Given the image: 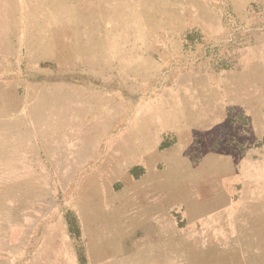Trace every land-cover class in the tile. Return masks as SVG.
<instances>
[{
    "label": "rangeland",
    "instance_id": "obj_1",
    "mask_svg": "<svg viewBox=\"0 0 264 264\" xmlns=\"http://www.w3.org/2000/svg\"><path fill=\"white\" fill-rule=\"evenodd\" d=\"M102 244L264 264V0H0V264Z\"/></svg>",
    "mask_w": 264,
    "mask_h": 264
},
{
    "label": "crops",
    "instance_id": "obj_2",
    "mask_svg": "<svg viewBox=\"0 0 264 264\" xmlns=\"http://www.w3.org/2000/svg\"><path fill=\"white\" fill-rule=\"evenodd\" d=\"M157 216H153L151 219L148 220L149 223L153 224L157 228V232L162 235H166L168 233H173V234H179L181 232L180 225H178L176 218L174 215H172L169 211L167 210H161L157 213H155ZM222 220L220 223L222 224ZM117 243V238L114 237L113 239ZM106 239L103 241L105 242ZM102 249L100 253V256H96L94 254H90L89 258V264H101V261L104 259H108L109 264H115V255H116V250L111 249L109 247L108 250H105L103 247V244L101 245ZM118 246L120 247V251H122V247L126 246V243L123 242V239L121 238L120 241L118 242ZM106 257V258H105ZM113 259H110V258ZM63 261L65 264H78V258L74 250H72L70 247H68L64 252L63 255ZM107 264V263H106Z\"/></svg>",
    "mask_w": 264,
    "mask_h": 264
}]
</instances>
